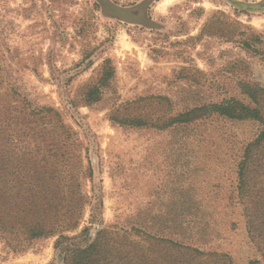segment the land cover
<instances>
[{"label":"rangeland","instance_id":"374dc122","mask_svg":"<svg viewBox=\"0 0 264 264\" xmlns=\"http://www.w3.org/2000/svg\"><path fill=\"white\" fill-rule=\"evenodd\" d=\"M0 57L31 108L58 114L92 172L67 235L141 225L127 241L153 264H264V142L243 191L237 178L263 124L169 122L209 103L249 104L243 84L264 89V0H0ZM104 68L112 76L88 104ZM56 239L23 251L0 241V264H61Z\"/></svg>","mask_w":264,"mask_h":264},{"label":"trees","instance_id":"16d2710c","mask_svg":"<svg viewBox=\"0 0 264 264\" xmlns=\"http://www.w3.org/2000/svg\"><path fill=\"white\" fill-rule=\"evenodd\" d=\"M1 61L0 57V241L23 251L33 241L56 236L54 250L61 264H153L143 246L126 237L128 232H146L144 226L127 229L115 223L93 236L87 228L81 236L67 235L79 227L87 203L83 180L91 178L92 172L83 167L78 144L58 114L51 108H31L15 82L8 79ZM111 76L112 71L104 68L97 83L88 88V104L97 100V91ZM241 91L249 104L236 99L209 103L169 122L185 126L217 117L263 124L237 164L238 187L243 191L253 152L264 142V89L243 84ZM24 142L27 144L18 146Z\"/></svg>","mask_w":264,"mask_h":264}]
</instances>
